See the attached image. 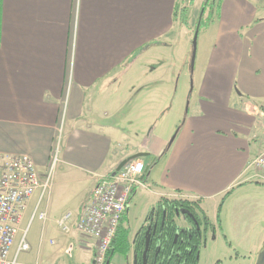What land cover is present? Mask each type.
I'll return each mask as SVG.
<instances>
[{
	"label": "crops",
	"instance_id": "0c3cea01",
	"mask_svg": "<svg viewBox=\"0 0 264 264\" xmlns=\"http://www.w3.org/2000/svg\"><path fill=\"white\" fill-rule=\"evenodd\" d=\"M183 1L3 0L0 154L30 157L45 179L60 142L52 188L36 193L19 227V263L69 255L72 264H93L96 243L77 231L83 206L101 177L142 155L146 188L135 191L125 221L131 250L110 264L135 263L137 235L163 198L198 202L216 228L208 239L225 236L231 260L257 264L263 221L248 215L255 218L251 197L264 193V174L252 165L264 149V0H223L206 32L212 47L194 111L174 117L175 76L159 57L173 45ZM24 238L31 250L17 255Z\"/></svg>",
	"mask_w": 264,
	"mask_h": 264
},
{
	"label": "built area",
	"instance_id": "2783aa9c",
	"mask_svg": "<svg viewBox=\"0 0 264 264\" xmlns=\"http://www.w3.org/2000/svg\"><path fill=\"white\" fill-rule=\"evenodd\" d=\"M59 144L55 145L51 167L45 179L39 168L28 156L0 154V264H21L13 253L23 216L29 202L38 191L47 193L52 188V173L58 164ZM252 165L264 174V149ZM146 167L134 160L120 171L101 177L91 198L83 206L77 223L79 234L96 243L93 264H108V255L115 240L118 227L128 211L132 197L139 188H146L142 178ZM45 219V215L40 217ZM70 216L59 222L64 232H69ZM31 246L26 238L16 253L27 254Z\"/></svg>",
	"mask_w": 264,
	"mask_h": 264
},
{
	"label": "trees",
	"instance_id": "16d2710c",
	"mask_svg": "<svg viewBox=\"0 0 264 264\" xmlns=\"http://www.w3.org/2000/svg\"><path fill=\"white\" fill-rule=\"evenodd\" d=\"M193 2L194 0H189V5H192ZM214 2L215 0L205 2L194 30L195 34H199L203 24L208 25V30L215 22V13L219 15L223 0H219L218 4ZM2 6L3 0H0V44L2 38ZM188 13V7L177 6L176 20H180L182 26L186 28L189 24ZM137 56L138 54L135 55V58ZM181 218L186 221L187 227L183 228L178 224ZM125 221L126 214L118 227L115 240L109 251V264L116 255L127 256L131 250L130 231ZM220 222L218 215L219 226ZM209 233L215 235L216 228L198 202L163 198L151 210L147 224L137 235L135 261L137 264H143L147 241L150 239L147 264H199L200 250L206 244V237Z\"/></svg>",
	"mask_w": 264,
	"mask_h": 264
},
{
	"label": "rangeland",
	"instance_id": "374dc122",
	"mask_svg": "<svg viewBox=\"0 0 264 264\" xmlns=\"http://www.w3.org/2000/svg\"><path fill=\"white\" fill-rule=\"evenodd\" d=\"M206 1L207 0H194L192 5H189V0L179 3L180 7H188L190 11V13H188V28L182 26L180 20L177 21L178 24L173 45L171 46L170 51L168 50L169 52L167 51L164 55H161L159 57L161 59V62L166 61V63L169 64L171 70L170 73L175 76V81L173 85L175 93L171 98L169 104L167 105L168 108H170L169 111L172 110V115L174 117L176 115L187 117L190 113L194 111V103H196V99L198 98L197 89L200 80V69L202 68L203 62L205 61V58L208 55L209 48L212 47L210 45L212 37L211 34H206L208 26L206 24H203L200 29L197 44L193 45V40L196 35L194 33V30L196 28V24L202 10V6L205 4ZM218 2L219 0H215L214 3L218 4ZM219 15L215 13V19H217ZM195 50L196 59L193 63ZM150 60L151 59H148L146 60V62H149ZM159 62L160 61H157V63ZM177 131L175 132L174 136L177 134ZM57 167L52 173V183L53 179L56 177ZM251 199L254 200L253 204L256 207V213L255 218H252V215H248V220H251L253 222H257L259 220L263 221L262 226L264 228V193L259 195H253ZM223 206L224 203L221 207H219V216L221 215ZM228 209V211H230L231 216L235 215L241 221L245 222V216L236 215L238 213V208L230 206V208ZM239 210L242 211V208H239ZM33 234L34 232L32 233V236ZM208 237H206V244H204L200 250V255L204 253L203 257L201 258L200 264H237L233 260H231V256H234V253L232 254V252L230 251L229 241L226 240L225 236L221 235L218 238L217 243H215V241L211 239L212 237L209 239ZM41 246L42 247L40 252L42 254V258L46 261H48V259H52L53 256H51L50 248H48V246L46 247V245L44 244ZM36 247L37 246L35 245L34 253L30 256V258H37L38 247ZM204 247L208 249L207 252H205ZM73 262V260H70L69 255H67L66 257H63L58 262V264H72ZM112 264H115V261H113Z\"/></svg>",
	"mask_w": 264,
	"mask_h": 264
},
{
	"label": "water",
	"instance_id": "95a60500",
	"mask_svg": "<svg viewBox=\"0 0 264 264\" xmlns=\"http://www.w3.org/2000/svg\"><path fill=\"white\" fill-rule=\"evenodd\" d=\"M197 41H198V34L195 35L194 37V44L193 45H196L197 44ZM195 59H196V50L194 51V58H193V63L195 62ZM142 157V155H139V156H135V157H132L130 159H127L125 160L124 162L121 163V165L118 167L117 171H120L127 163L131 162V161H134V160H137L138 158ZM149 171V168L146 169L145 171V174H147ZM149 246H150V239H148L147 241V247H146V251L144 253V256H143V264H147V255H148V251H149ZM109 264V263H108ZM134 264H137V262L135 261ZM257 264H264V250L262 251V253L260 254L259 256V259H258V262Z\"/></svg>",
	"mask_w": 264,
	"mask_h": 264
},
{
	"label": "flooded vegetation",
	"instance_id": "af4514ba",
	"mask_svg": "<svg viewBox=\"0 0 264 264\" xmlns=\"http://www.w3.org/2000/svg\"><path fill=\"white\" fill-rule=\"evenodd\" d=\"M188 226V224L185 226V227H187ZM184 228V227H183Z\"/></svg>",
	"mask_w": 264,
	"mask_h": 264
}]
</instances>
